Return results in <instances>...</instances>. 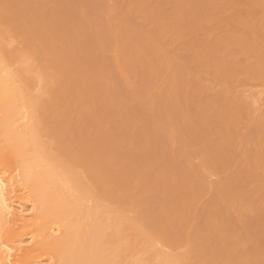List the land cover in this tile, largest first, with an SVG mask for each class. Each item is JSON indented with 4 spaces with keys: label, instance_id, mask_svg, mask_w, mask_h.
Masks as SVG:
<instances>
[{
    "label": "rangeland",
    "instance_id": "rangeland-1",
    "mask_svg": "<svg viewBox=\"0 0 264 264\" xmlns=\"http://www.w3.org/2000/svg\"><path fill=\"white\" fill-rule=\"evenodd\" d=\"M20 1L32 6L28 28L72 58L71 101L99 96L66 133L77 163L89 158L98 172L115 170L106 190L130 194L134 221L150 232L169 237L183 228L193 240L206 232L199 248L233 247L232 254L264 264V205H258L264 195V148L258 143L259 133L264 138V79L250 78L253 69L264 68L263 34L253 40L250 24L235 23L249 36L248 51L221 43L228 0H145L128 7V0ZM191 37L201 48L223 47L216 64L208 54L197 55L199 49L191 51ZM156 50L160 57L153 61L148 55ZM114 57L132 68L126 82ZM48 60L55 58L43 68ZM227 68L235 73L229 80L223 77ZM241 94L256 101L250 119ZM233 115L241 116L235 124ZM221 156L231 164L216 173ZM213 236L220 237L218 244Z\"/></svg>",
    "mask_w": 264,
    "mask_h": 264
},
{
    "label": "bare ground",
    "instance_id": "bare-ground-1",
    "mask_svg": "<svg viewBox=\"0 0 264 264\" xmlns=\"http://www.w3.org/2000/svg\"><path fill=\"white\" fill-rule=\"evenodd\" d=\"M144 1L128 0L125 5ZM261 3L228 0L220 42L248 51L249 36L235 28L240 23L250 24L253 40L255 33H262L264 46V5L257 8ZM240 5L242 9H236ZM31 8L20 0H0V264H257L243 252L232 254L233 247H223L222 252L203 244L199 248L206 232L194 240L183 228L169 237L150 232L147 224L134 221L130 194L124 196L119 187L117 196L106 190L108 175L115 170L98 172L89 158L77 163L78 152L70 149L66 133L77 128V117L99 96L97 101L88 97V103L71 101L76 94L70 85L73 60L57 52L41 31L28 28L26 14ZM242 14L252 20L247 22ZM190 39L191 51L200 50L197 55L208 54L217 63L223 47L201 48L198 37ZM150 53L153 61L159 60V50ZM52 58L43 68L42 63ZM259 62L264 66V57ZM113 63L126 82L132 68L116 57ZM263 70L253 69L250 78L264 79ZM234 75L227 68L223 77L229 80ZM238 101L250 119L255 100L241 94ZM240 117L233 115L232 122ZM215 162L216 173L231 164L227 156ZM259 198L258 205L263 206L264 195ZM213 238L218 244L220 237Z\"/></svg>",
    "mask_w": 264,
    "mask_h": 264
}]
</instances>
